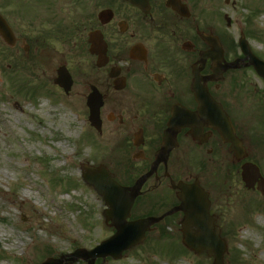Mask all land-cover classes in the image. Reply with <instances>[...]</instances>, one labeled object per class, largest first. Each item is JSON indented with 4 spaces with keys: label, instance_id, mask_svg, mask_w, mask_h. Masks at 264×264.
<instances>
[{
    "label": "flooded vegetation",
    "instance_id": "flooded-vegetation-1",
    "mask_svg": "<svg viewBox=\"0 0 264 264\" xmlns=\"http://www.w3.org/2000/svg\"><path fill=\"white\" fill-rule=\"evenodd\" d=\"M25 1L20 7L34 25L30 36L65 44L64 60L54 67L58 74L66 66L71 75L65 95L82 97L88 114L89 98L99 97L102 132L107 139L122 136L123 153L135 166H107L125 176L123 185L151 170L167 138V154L142 187L147 202L165 204L160 214L178 204L180 182L199 184L212 206L206 173L215 178L232 168L241 176L251 162L262 170L264 76L228 33L224 13L211 19L199 0H150L145 9L124 0ZM204 36L217 37L221 49ZM223 118L234 130L228 140L220 131Z\"/></svg>",
    "mask_w": 264,
    "mask_h": 264
},
{
    "label": "rangeland",
    "instance_id": "rangeland-1",
    "mask_svg": "<svg viewBox=\"0 0 264 264\" xmlns=\"http://www.w3.org/2000/svg\"><path fill=\"white\" fill-rule=\"evenodd\" d=\"M199 1L211 19L226 14L232 23L228 27L223 21L228 33L237 39L246 33L252 48L264 54V0ZM25 2L0 0V12L18 37L9 46L0 36V232L6 233L0 236V264H42L48 257L61 264H88L82 254L72 253L93 249L114 231L103 217L105 201L82 179L81 163L113 161L125 170L135 165L123 153L121 135H99L86 106L82 109L84 99L54 85V67L64 60L65 44L30 36L20 7ZM253 30L256 37L249 33ZM217 173L215 178L206 173L203 183L212 190V211L228 244L225 263L264 264V194L248 190L232 168L230 174L226 169ZM146 197L138 198L131 218L149 208ZM180 221L175 216L164 223L163 235L153 229L120 259L97 258L95 264H213L206 252L197 255L184 247ZM19 236L25 242L20 248L12 245Z\"/></svg>",
    "mask_w": 264,
    "mask_h": 264
},
{
    "label": "water",
    "instance_id": "water-1",
    "mask_svg": "<svg viewBox=\"0 0 264 264\" xmlns=\"http://www.w3.org/2000/svg\"><path fill=\"white\" fill-rule=\"evenodd\" d=\"M126 1V0H125ZM135 6L144 7L149 0H128ZM177 10L178 7L173 5ZM0 34L4 37L8 44H13L14 34L8 23L0 14ZM245 54L251 57L253 64L259 72H263L262 66L264 64L256 59L250 53L249 45L243 38L241 43ZM60 78L56 82L69 90L71 87V79L66 74V70L59 71ZM91 116L90 121L93 126L101 130V120L99 109L101 102L99 97L90 100ZM225 127L227 128L226 124ZM225 139H228V130L224 133ZM165 150V148H164ZM83 179L93 186L99 193L107 208L104 210L105 221L110 222V225L116 228V233L112 237L101 242L95 249L90 251H75V255L83 254L86 259H89V264H94L98 257L106 258L111 256L114 259L121 258L124 251L133 248L138 244L144 242L146 238L147 229L154 223L161 220L163 217H147L130 221L128 218L131 215V208L135 202V198L140 194L142 185L152 172L145 174L136 181L133 187H122L113 178L110 171L101 165V167L89 166L82 164ZM261 178L258 167L255 165H246L243 167V180L249 188L254 186V181ZM259 189L264 192V180L261 181ZM182 192L178 194L181 199V204L177 210L184 212V219L182 221L183 242L190 249L200 254L202 251H207L209 256L214 257V264H225L224 254L227 251V244L225 240L220 237L219 227L214 225L215 216H210V201L209 195L203 191L201 187L196 185H180ZM173 211L169 212L172 213ZM42 264H60L56 259H48Z\"/></svg>",
    "mask_w": 264,
    "mask_h": 264
},
{
    "label": "bare ground",
    "instance_id": "bare-ground-1",
    "mask_svg": "<svg viewBox=\"0 0 264 264\" xmlns=\"http://www.w3.org/2000/svg\"><path fill=\"white\" fill-rule=\"evenodd\" d=\"M6 123H7V121H6ZM5 235H6L5 231L2 230V232H0V236L4 237ZM12 245L20 248V246L25 245V242L23 241V238L21 236H19V237L15 238V242Z\"/></svg>",
    "mask_w": 264,
    "mask_h": 264
}]
</instances>
